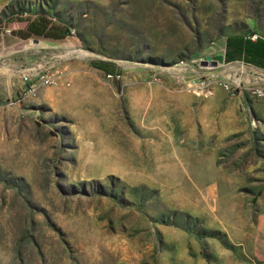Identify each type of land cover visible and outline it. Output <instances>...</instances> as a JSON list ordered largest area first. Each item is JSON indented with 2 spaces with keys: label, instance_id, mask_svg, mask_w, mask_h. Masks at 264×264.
<instances>
[{
  "label": "rangeland",
  "instance_id": "374dc122",
  "mask_svg": "<svg viewBox=\"0 0 264 264\" xmlns=\"http://www.w3.org/2000/svg\"><path fill=\"white\" fill-rule=\"evenodd\" d=\"M27 4L72 33L0 54V264H264V94L218 60L264 0Z\"/></svg>",
  "mask_w": 264,
  "mask_h": 264
},
{
  "label": "crops",
  "instance_id": "0c3cea01",
  "mask_svg": "<svg viewBox=\"0 0 264 264\" xmlns=\"http://www.w3.org/2000/svg\"><path fill=\"white\" fill-rule=\"evenodd\" d=\"M27 5V0H0V54H13L19 51L20 45L23 50L32 49L39 43L35 40L38 37L29 35L26 39H20L18 36V34L26 33L25 28L30 21L42 18L46 21V26H51L49 22L51 19L40 14L33 15L23 9ZM244 31L223 37L218 60L221 62L224 59L223 61L228 63L240 62L249 67V70L264 75V21L262 26L255 25L253 22H245ZM63 39H44L46 41L44 42L56 44ZM28 44L33 46H28Z\"/></svg>",
  "mask_w": 264,
  "mask_h": 264
},
{
  "label": "built area",
  "instance_id": "2783aa9c",
  "mask_svg": "<svg viewBox=\"0 0 264 264\" xmlns=\"http://www.w3.org/2000/svg\"><path fill=\"white\" fill-rule=\"evenodd\" d=\"M72 33L71 30H68V36ZM222 63V62H221ZM226 64V63H223ZM52 70V71H51ZM254 71H251L250 74L244 75L246 78L245 84L247 86L248 95L252 98H261L264 94L263 89L257 85V83L262 82L254 74ZM106 80H115L117 78L116 72L110 74H103ZM250 78V79H248ZM19 80L22 88L20 90L22 96H28L35 92L37 87H47L53 83L55 80V72L52 68H41V66H30L25 68L19 73ZM218 86L222 88L227 93H230L229 87H227L226 81L224 83H219ZM238 86V83L234 85Z\"/></svg>",
  "mask_w": 264,
  "mask_h": 264
},
{
  "label": "trees",
  "instance_id": "16d2710c",
  "mask_svg": "<svg viewBox=\"0 0 264 264\" xmlns=\"http://www.w3.org/2000/svg\"><path fill=\"white\" fill-rule=\"evenodd\" d=\"M47 23L42 18H38L35 21H30L26 26V33L25 34H18L20 39H26L29 35L33 37H38L41 39H50V40H61L64 37L68 36V29L61 26V25H52L46 26ZM224 60V59H223ZM221 61L222 63H228L226 61ZM90 66L100 71L102 74H110L115 72L110 66L101 63L95 62L91 63Z\"/></svg>",
  "mask_w": 264,
  "mask_h": 264
},
{
  "label": "water",
  "instance_id": "95a60500",
  "mask_svg": "<svg viewBox=\"0 0 264 264\" xmlns=\"http://www.w3.org/2000/svg\"><path fill=\"white\" fill-rule=\"evenodd\" d=\"M206 62H207L210 66H214V65H215V62L210 61L208 58H205L203 63H206Z\"/></svg>",
  "mask_w": 264,
  "mask_h": 264
}]
</instances>
